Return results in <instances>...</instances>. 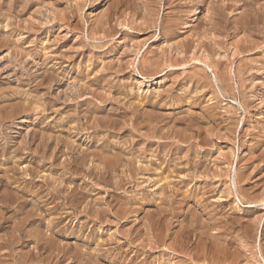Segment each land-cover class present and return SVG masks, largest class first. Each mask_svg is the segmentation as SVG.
I'll list each match as a JSON object with an SVG mask.
<instances>
[{"label":"rangeland","instance_id":"374dc122","mask_svg":"<svg viewBox=\"0 0 264 264\" xmlns=\"http://www.w3.org/2000/svg\"><path fill=\"white\" fill-rule=\"evenodd\" d=\"M263 204L264 0H0V264H264Z\"/></svg>","mask_w":264,"mask_h":264},{"label":"bare ground","instance_id":"6f19581e","mask_svg":"<svg viewBox=\"0 0 264 264\" xmlns=\"http://www.w3.org/2000/svg\"><path fill=\"white\" fill-rule=\"evenodd\" d=\"M208 1H209V0H208ZM212 1H213V0H212ZM177 2H178V1H177ZM218 2H219V1H218ZM169 4H170V3H169ZM256 4H257V3H256ZM208 5H209V4H208ZM214 5H215V4H214ZM251 7H252V6H251ZM114 8H115V7H114ZM218 8H219V7H218ZM259 10H260V9H259ZM259 10H258V11H259ZM230 12H231V11H230ZM107 14H108V13H107ZM178 14H179V13H178ZM110 15H111V14H110ZM113 17H114V16H113ZM218 17H219V16H218ZM212 18H213V17H212ZM216 18H217V17H216ZM103 19H104V18H103ZM229 19H230V18H229ZM105 20H106V19H105ZM110 20H111V19H110ZM195 20H196V19H195ZM230 20H231V19H230ZM157 22H158V21H157ZM98 23H99V22H98ZM198 23H199V22H198ZM218 24H219V23H218ZM218 24H217V25H218ZM226 24H227V23H226ZM141 25H142V24H141ZM143 25H144V24H143ZM172 25H173V24H172ZM138 26H139V25H138ZM204 26H205V25H204ZM102 27H103V26H102ZM246 27H247V26H246ZM246 27H245V29H246ZM256 27H257V26H256ZM165 28H166V27H165ZM196 28H197V27H196ZM205 28H206V27H205ZM239 28H240V27H239ZM261 28H262V27H261ZM203 29H204V28H203ZM225 29H226V28H225ZM241 29H242V28H241ZM101 30H102V29H101ZM218 30H219V29H218ZM258 30H260V29H258ZM244 31H245V30H244ZM103 32H104V31H103ZM208 32H209V31H208ZM195 33H196V32H195ZM196 34H197V33H196ZM198 36H199V34H198ZM91 37H92V36H91ZM200 38H201V37H200ZM207 38H208V37H207ZM202 39H203V38H202ZM100 40H101V39H100ZM191 40H192V39H191ZM214 42H215V41H214ZM232 42H233V41H232ZM133 44H134V43H133ZM174 44H175V43H174ZM130 46H131V45H130ZM73 48H74V46H73ZM176 48H177V47H176ZM178 48H179V47H178ZM159 49H160V48H159ZM169 49H170V48H169ZM169 49H168V50H169ZM168 50H167V51H168ZM194 50H195V49H194ZM169 51H170V50H169ZM172 51H173V50H172ZM192 51H193V50H192ZM192 51H191V52H192ZM186 52H187V51H186ZM198 52H199V51H198ZM65 53H66V52H65ZM176 53H177V52H176ZM182 53H183V52H182ZM167 54H168V53H167ZM198 54H199V53H198ZM207 54H208V53H207ZM162 55H163V54H162ZM175 55H176V54H175ZM177 55H178V54H177ZM196 56H197V55H196ZM167 57H169V56H167ZM258 57H259V56H258ZM221 59H222V58H221ZM163 60H164V59H163ZM167 60H168V59H167ZM221 62H222V61H221ZM127 64H128V63H127ZM174 64H175V63H174ZM210 67H211V66H210ZM124 68H125V67H124ZM127 69H128V68H127ZM153 70H154V69H153ZM111 72H112V71H111ZM139 73H140V72H139ZM151 74H152V73H151ZM75 79H76V78H75ZM78 83H79V82H78ZM70 84H71V83H70ZM80 84H81V83H80ZM82 84H83V83H82ZM78 87H79V86H78ZM80 89H81V88H80ZM78 91H79V90H78ZM79 93H80V92H79ZM101 94H102V93H101ZM102 95H103V94H102ZM105 95H106V94H105ZM103 97H105V96H103ZM81 98H82V97H81ZM210 112H211V111H210ZM144 113H145V112H144ZM98 115H99V114H98ZM219 117H220V116H219ZM86 119H87V118H86ZM152 119H153V118H152ZM171 120H172V119H171ZM177 120H178V119H177ZM194 121H195V120H194ZM86 122H87V121H86ZM112 122H113V121H112ZM143 122H144V121H143ZM154 122H155V121H154ZM106 124H107V123H106ZM115 124H116V123H115ZM113 125H114V124H113ZM113 125H112V126H113ZM183 126H184V125H183ZM185 127H186V126H185ZM149 130H150V129H149ZM78 131H79V130H78ZM192 135H193V134H192ZM218 135H219V134H218ZM185 145H186V144H185ZM106 146H108V145H106ZM106 146H105V147H106ZM145 147H146V146H145ZM108 148H109V147H108ZM110 148H111V147H110ZM98 149H99V148H98ZM52 150H53V149H52ZM107 150H108V149H107ZM102 151L104 152V150H102ZM105 151H106V150H105ZM116 151H117V150H116ZM73 152H74V150H73ZM99 152H101V151H99ZM106 153H107V151H106ZM100 154H102V152H101ZM111 154H112V153H111ZM114 154H115V153H114ZM114 154H113V155H114ZM102 156H103V155H102ZM106 156H108V153H107ZM76 157L78 158V156H76ZM79 158H80V157H79ZM109 158H110V157H109ZM214 159H215V158H214ZM77 160H79V159H77ZM122 160H123V159H122ZM74 161H75V160H74ZM111 161H112V160H111ZM76 162H77V161H76ZM79 162H80V160H79ZM106 162H107V161H106ZM115 162H116V161H115ZM216 162H217V161H216ZM111 163H112V162H111ZM130 163H131V162H130ZM133 163H134V162H133ZM76 166H77V165H76ZM78 166H79V165H78ZM67 167H68V165H67ZM70 167H71V166H70ZM80 167H81V166H80ZM80 167H79V168H80ZM76 168H77V167H76ZM107 168H108V167H107ZM117 168H119V167H117ZM138 168H139V167H138ZM138 168L136 167V169H138ZM73 169H74V168H72V171H73ZM80 169H81V168H80ZM70 170H71V169H69V171H70ZM75 170H78V169H75ZM75 170H74V171H75ZM81 170H82V169H81ZM133 170H135V169H133ZM74 171H73V172H74ZM113 171H114V170H113ZM137 171H138V170H137ZM77 172H78V171H77ZM79 172H80V171H79ZM82 172H83V171H82ZM82 172H81V173H82ZM90 172H91V171H90ZM133 172H134V171H133ZM75 173H76V172H75ZM75 173H74V174H75ZM84 173H85V172H84ZM91 173H92V172H91ZM110 173H111V172H110ZM121 173H122V172H121ZM135 173H136V172H135ZM89 174H90V173H89ZM105 174H106V173H105ZM113 174H114V173H113ZM72 175H73V174H72ZM91 175H92V174H91ZM91 175H90V176H91ZM115 175H116V174H115ZM94 176L96 177V174H94ZM112 176H113V175H112ZM124 176H125V175H124ZM124 176H122V178H123ZM126 176H127V175H126ZM133 176H135V175L133 174ZM133 176H132V178H133ZM92 177H93V176H92ZM130 177H131V176H130ZM122 178H121V179H122ZM110 180H111V179H110ZM119 180H120V179H119ZM121 181H122V180H121ZM191 182H192V181H191ZM118 185H119V184H118ZM118 187H119V186H118ZM52 188H53V187H52ZM58 190H59V189H58ZM53 191L56 192L57 189H56V190H53ZM211 191H212V190H211ZM59 192H60V190H59ZM53 194H54V193H53ZM240 196H241V195H240ZM5 198H6V197H5ZM15 199H16V198H15ZM222 199H223V198H222ZM261 202H262V201H261ZM4 203H5V202H4ZM162 203H163V202H162ZM7 204H8V203H7ZM174 205H175V204H174ZM263 205H264V204H263ZM109 206H110V205H109ZM119 207H120V206H119ZM171 207H172V206H171ZM89 209H90V208H89ZM120 210H121V209H120ZM127 211H128V210H127ZM155 211H156V210H155ZM156 212H157V211H156ZM100 214H102V213H100ZM113 214H114V213H113ZM102 215H103V214H102ZM155 215H156V214H155ZM2 216H3V215H2ZM199 217H200V216H199ZM115 218H116V217H115ZM124 218H125V217H124ZM124 218H123V219H124ZM153 221H154V220H153ZM166 221H168V220H166ZM230 221H231V220H230ZM155 223L157 224V222H155ZM236 223H237V222H236ZM20 224H21V223H20ZM233 224H234V223H233ZM161 225H162V224H161ZM189 225H190V223H189ZM189 225H188V226H189ZM152 226H155V225L152 224ZM247 226H248V225H247ZM19 227H20V226H19ZM150 227H151V226H150ZM165 227H166V226H165ZM169 227H170V226H169ZM0 228H1V227H0ZM219 228H220V226H219ZM20 229H21V228H20ZM146 229H147V228H146ZM208 229H209V228H208ZM14 230H15V229H14ZM147 230H148V229H147ZM152 230H153V228H152ZM152 230H151V231H152ZM148 231H149V230H148ZM192 231H193V230H192ZM249 231H250V230H249ZM32 232H33V231H32ZM140 232H141V231H140ZM156 232H157V231H156ZM182 232H183V231H182ZM203 232H204V231H203ZM7 233H8V232H7ZM130 233H131V232H130ZM163 233H164V232H163ZM189 233H190V232H189ZM189 233H188V234H189ZM11 234H12V233H11ZM139 234H140V233H139ZM147 234H148V233H147ZM149 234H150V233H149ZM188 234H187V235H188ZM141 235H142V234H141ZM153 235H154V234H153ZM155 235H156V233H155ZM182 236H183V235H182ZM150 237H151V236H150ZM153 237H154V236H153ZM157 237H160V236H157ZM157 237H156V238H157ZM209 237H211V236H209ZM218 237H219V236H218ZM173 238H174V237H173ZM212 238H213V237H212ZM179 239H181V238H179ZM129 240H130V239H129ZM147 240H148V239H147ZM161 240H163V239H161ZM220 240H221V239H220ZM151 241H153V239H152ZM151 241H150V242H151ZM159 241H160V240H159ZM189 241H190V240H189ZM150 242H149V243H150ZM162 242H163V241H162ZM169 242H170V241H169ZM172 242H173V241H172ZM187 242H188V241H187ZM131 243H132V242H131ZM149 243H148V245H149ZM170 243H171V242H170ZM173 243H174V242H173ZM181 243H182V242H181ZM185 243H186V241H184V244H185ZM2 244H3V243H2ZM104 244H105V243H104ZM154 244H157V245H158V243H154ZM159 244H160V243H159ZM168 244H169V243H168ZM168 244H167V245H168ZM179 244H180V243H179ZM142 245H143V244H142ZM151 245H152V244H151ZM203 245H206V244L204 243ZM218 245H219V244H218ZM146 246H147V245H146ZM161 246H162V245H161ZM213 246H215V245H213ZM0 247H1V245H0ZM158 247H159V246H158ZM170 247H172V246L170 245ZM175 247H176V246H175ZM175 247H174V248H175ZM178 247H179V246H178ZM180 247H181L180 250L182 251L183 249H185L186 251L184 250V251H185L184 254L190 257V255H191L190 253H191V252L188 250L189 248L186 249L188 246H187L186 248H184L185 245L183 246V244H181ZM204 247H205V246H203L202 248L204 249ZM142 248H143V247H142ZM149 248H150V247H149ZM174 248H172V250H173ZM194 248H195V247H194ZM224 248H225V247H224ZM200 249H201V248H200ZM221 249H222V248H221ZM170 250H171V248H170ZM178 250H179V249H178ZM244 250H245V249H244ZM32 251H33V250H32ZM200 251L202 252V251H204V250L201 249ZM47 252H48V251H47ZM80 252H81V251H80ZM135 252H136V251H135ZM179 252H180V251H179ZM204 252H205V251H204ZM213 252H214V251H213ZM213 252H212V253H213ZM221 252H222V251H221ZM181 253H183V252H181ZM196 253H197V252H196ZM219 253H220V252H219ZM84 254H85V253H83V255H84ZM135 254H136V253H135ZM189 254H190V255H189ZM203 255H204V254H203ZM10 256H11V255H10ZM135 256H136V255H135ZM137 256H138V255H137ZM196 256H197V255H196ZM146 257H147V256H146ZM203 257H204V256H203ZM49 258H50V257H49ZM184 258H185V257H184ZM226 258H227V257H226ZM46 259H47V258H46ZM179 259H180V258H179ZM182 259H183V258H182ZM89 260H90V258H89ZM132 260H133V259H132ZM190 260H191V259H190ZM205 260H206V259H205ZM149 261H150V260H149ZM179 261H180V260H179ZM183 262H184V261H183ZM151 263H152V262H151ZM210 264H211V262H210Z\"/></svg>","mask_w":264,"mask_h":264}]
</instances>
